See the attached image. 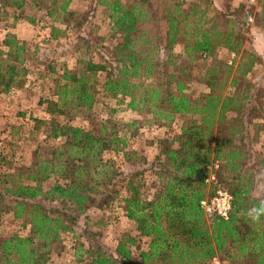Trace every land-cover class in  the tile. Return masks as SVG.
Here are the masks:
<instances>
[{"label": "trees", "instance_id": "1", "mask_svg": "<svg viewBox=\"0 0 264 264\" xmlns=\"http://www.w3.org/2000/svg\"><path fill=\"white\" fill-rule=\"evenodd\" d=\"M71 1L0 0V22L9 10L42 11L43 22H48L47 40L54 42L65 28L83 26L78 14L70 11ZM92 1L104 10L106 34L116 41L109 46L106 35L91 42L77 38L74 67L60 65L56 72L47 68L58 76L46 113L87 112L98 87L116 102L126 98L125 108L130 111L145 109L151 120L170 123L176 115L189 118L169 142L159 141V156L152 163L142 160L146 167L129 173V178L117 173L112 162L102 160L107 151L121 153L126 161L136 159L112 125L101 122L98 129L86 131L51 121L46 138L59 139V144L38 147V152L45 151L43 158L0 174V205L3 199L9 200L0 210L28 228L25 236L0 237V264H46L50 246L60 233L70 232L84 212L112 208L118 202L136 235L148 239L138 262L129 250L133 238L123 234L113 253L98 246L79 248L73 264H207L218 255L222 264H264V216L258 222L248 216L264 200L263 193L251 195L253 169L263 170L264 159L252 164V169L247 167L255 159L252 144L264 128V83L252 87L245 81L260 59L240 49L249 12L241 5L216 9L207 0L191 3L186 11L184 0ZM258 4L252 24L264 26V0ZM86 17L80 15L82 20ZM24 19L35 22L32 17ZM175 46L181 48L186 64L195 59L204 62L217 49L232 53L237 61L233 71L235 58L231 65L215 61L204 67L198 80L205 91L194 94L188 91L186 64L177 71L167 70L175 67L171 53ZM28 47L11 33L3 35L0 94L23 85L25 62L32 54ZM163 52L166 58L158 61ZM260 61L264 82V58ZM98 75L103 77L100 83ZM226 88L232 91L226 93ZM249 126L254 128L252 138ZM212 165L216 168L207 169ZM147 172L152 180H145ZM213 173H219L232 200L226 220L207 222L199 202L214 192L212 183H206ZM119 183L126 192L122 198L115 190ZM141 187L145 196L140 194Z\"/></svg>", "mask_w": 264, "mask_h": 264}, {"label": "rangeland", "instance_id": "2", "mask_svg": "<svg viewBox=\"0 0 264 264\" xmlns=\"http://www.w3.org/2000/svg\"><path fill=\"white\" fill-rule=\"evenodd\" d=\"M197 0H184L183 11H186L191 3ZM214 8L235 9L239 5L243 11L249 12L246 20L248 23L247 31L243 33L242 45L240 49L253 52L260 60L264 58V26L253 25L252 20L258 16L259 0H207ZM70 11L77 13V19L83 22V26L78 28H65L63 36L56 41H48V22H43L42 11H37L26 7L21 13L15 10H9L5 20L0 22V41L5 33H11L16 24H20L21 29L17 33V39H25L29 46L30 60L25 62L26 75L24 83L20 88L11 90L7 94H0V174L20 166H29L36 158H43L45 151H37L38 147L49 148L59 144V139L49 140L48 126L53 121L58 124H67L72 127H78L86 131L96 130L101 122L112 125L117 135L124 137L125 149L135 153L136 159L126 161L122 159L121 153L107 151L103 153L102 160L110 161L117 173L126 175L129 173L143 170L146 163H152L159 156V141L169 142L173 135L178 133L181 122L188 119V116H174L170 123L151 120L150 114L144 109L139 112L130 111L125 108L126 98H110L102 94L97 87L95 101L92 108L84 113L67 114V116L46 113L47 102L54 100L52 95L54 74L48 73V67L55 72L60 65L72 68L75 65L76 54L73 53L74 43L77 38L86 39L91 42L100 36H107V20L104 10L100 6L94 5L92 0H72ZM245 12V13H247ZM81 14L87 17L85 20L80 18ZM25 17L34 18V23L30 24ZM13 19H15L13 21ZM64 29L63 26L56 25ZM33 29V30H32ZM26 31V33H25ZM31 31L33 33H31ZM23 33V34H21ZM14 35V34H13ZM47 40V41H46ZM106 44L111 46L116 40L105 37ZM33 46L36 52H33ZM175 57L172 62L175 67L168 66L167 70H179L185 66V58L181 54V48L175 46L171 51ZM167 52L160 53L157 56L158 61L166 58ZM177 56H179L177 58ZM235 56L228 54L222 49H217L212 58H206L203 62L195 59L186 64V76L189 77L188 91L197 94L205 91L204 85L199 82V77L204 67L210 66L211 62H220L231 65ZM237 58V57H236ZM236 58L231 65V71L234 70ZM258 61L253 70L246 75L245 81L252 87L261 86L264 82L261 78L262 65ZM103 77L98 75V83L102 82ZM231 88H226L225 92L230 93ZM254 128L249 126V138L254 132ZM252 151L255 159L249 160L247 167L252 169L257 160L264 159V128L259 131L256 141L252 144ZM35 155H37L35 157ZM46 157V156H45ZM253 169V188L251 195L259 196L264 194V169ZM145 180H152L149 173H145ZM214 176L218 185L227 190V186L222 182L219 173L211 174ZM54 179V178H53ZM55 180V179H54ZM54 180H49L50 182ZM43 183L45 187L47 182ZM123 184H118L115 190L119 191V197H123L126 192L121 188ZM146 186V185H145ZM155 188V187H154ZM211 190V187H207ZM144 188H140V194L144 195ZM148 190V188H147ZM128 193V192H127ZM145 196V195H144ZM118 200V198H117ZM9 200L3 199L0 207L8 204ZM122 204H114L112 208L97 209L91 208L84 212L77 223L71 228L70 232L60 233L56 243L48 249V260L46 264H73L75 251L79 248L86 249L90 247H102L105 251L113 253L115 245L121 235H128L133 238L134 244L129 247L131 258L138 262V253L142 251L145 243L137 238L134 225L126 220L121 212ZM208 222V221H207ZM27 227H23L21 221L13 220L10 214L3 213L0 210V237H8L16 234L25 236ZM219 256V255H218ZM217 256V257H218ZM225 254L221 256L224 259ZM224 261V260H223ZM224 264L228 262L224 261Z\"/></svg>", "mask_w": 264, "mask_h": 264}, {"label": "built area", "instance_id": "3", "mask_svg": "<svg viewBox=\"0 0 264 264\" xmlns=\"http://www.w3.org/2000/svg\"><path fill=\"white\" fill-rule=\"evenodd\" d=\"M215 169L216 165L207 167V169ZM206 183H212L214 186V192L209 198H205L199 202V209L201 210L206 221L210 222L214 218L226 220L231 207V195L229 192L218 185L214 176L211 174L206 180ZM230 205V207H228ZM227 210L226 216L224 215ZM207 264H222L217 257L211 258Z\"/></svg>", "mask_w": 264, "mask_h": 264}, {"label": "clouds", "instance_id": "4", "mask_svg": "<svg viewBox=\"0 0 264 264\" xmlns=\"http://www.w3.org/2000/svg\"><path fill=\"white\" fill-rule=\"evenodd\" d=\"M230 207V205L228 206ZM227 210H225L224 215L226 216ZM248 216L252 219L253 222H258L261 216H264V200H262L258 206L253 207Z\"/></svg>", "mask_w": 264, "mask_h": 264}, {"label": "crops", "instance_id": "5", "mask_svg": "<svg viewBox=\"0 0 264 264\" xmlns=\"http://www.w3.org/2000/svg\"><path fill=\"white\" fill-rule=\"evenodd\" d=\"M71 3H72V1H71ZM216 9H219V7H217L216 6ZM17 27H21L20 26V24L18 23V24H16L15 25V29H11V32L14 34V36L16 37V38H18L17 36V33H18V31L19 30H21V29H18L17 31H16V28ZM33 30V29H32ZM25 33H26V31H25ZM31 33H33L32 31H31ZM21 34H23V33H21ZM48 37V36H47ZM18 40H21V41H25V39L24 40H22V39H18ZM47 41V40H46ZM137 236V235H136ZM137 238H139L140 240H142L144 243H145V245H144V248L142 249V250H145L146 249V245H147V242H148V239L147 238H144V237H139V236H137ZM130 250V249H129ZM114 251V250H113Z\"/></svg>", "mask_w": 264, "mask_h": 264}]
</instances>
